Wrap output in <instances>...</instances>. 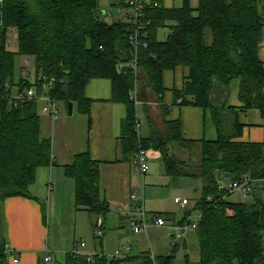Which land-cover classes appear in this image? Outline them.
Instances as JSON below:
<instances>
[{
  "label": "trees",
  "instance_id": "16d2710c",
  "mask_svg": "<svg viewBox=\"0 0 264 264\" xmlns=\"http://www.w3.org/2000/svg\"><path fill=\"white\" fill-rule=\"evenodd\" d=\"M2 1L0 214L6 199H34L31 187L38 170L52 164L51 140L41 136L44 105L38 100L16 103L11 96V88L17 86V57L31 58L36 82L20 80V95L35 87L40 97L73 104L88 115L91 101L85 97L87 85L94 79H109L113 102L127 106L122 128L125 151L134 157L140 150L159 151L169 177L203 180L195 208L202 215L196 230L198 264H264V143L239 141L243 128L237 122L228 136L222 110L212 99L217 84L227 87L239 80L242 110L258 111L264 118V64L259 57L264 42V0H199L197 9L184 0L181 9L160 7L145 15L150 37L148 49L139 54L140 81L161 103L165 72L188 69L182 90L174 92L175 105L209 109L218 131L216 141L199 144L183 139L180 121L166 122L165 133L141 136L138 108L130 97L136 87L135 75L128 66L121 74L116 72L119 62L129 64L133 57L127 38L129 27L121 19L112 23L102 19L99 0ZM128 2L117 0L113 5L126 9ZM163 29L170 33L159 41L158 32ZM10 31L17 34L16 52L7 49ZM49 84L52 88L45 92ZM179 149L189 153L188 159L176 155ZM65 172L76 184V206L96 217L106 216L109 209L99 195L100 164L85 153ZM243 178L262 184L254 187L249 200L228 201L230 195L219 189L218 181L239 182ZM70 260L68 264H93L81 257ZM94 264L121 262L97 260ZM155 264H172V258H159Z\"/></svg>",
  "mask_w": 264,
  "mask_h": 264
},
{
  "label": "crops",
  "instance_id": "0c3cea01",
  "mask_svg": "<svg viewBox=\"0 0 264 264\" xmlns=\"http://www.w3.org/2000/svg\"><path fill=\"white\" fill-rule=\"evenodd\" d=\"M116 2L114 0L113 4ZM189 4L192 9H197L199 0H189ZM160 6L166 10L181 9L184 0H163ZM115 11L118 12L116 21L121 19L120 12L124 10L115 7ZM110 18L113 19V14ZM14 34L17 39V34ZM259 57L264 64V42L259 47ZM188 74V69L184 67L165 72V94L161 103L139 79L136 90L140 101L137 108L142 105L153 127L151 131L145 129L140 133L143 138H150L153 132L165 133V124L168 121H180L183 139L186 141L199 144L202 141L214 142L218 139V131L209 109L175 105L174 92L182 90ZM20 80L29 81L23 71L20 79L14 81L17 86L11 88L12 98L19 95ZM48 89L51 88L48 86L45 92ZM238 93L239 80H234L227 87L217 84L214 89L213 104L222 110L225 133L232 135L233 124L237 122L243 128L239 141L264 143V118L258 111H243ZM38 97L43 106L42 96ZM85 97L91 101L88 115L80 113L74 106L70 116L68 105L63 101L56 102V121L41 115V136L51 140L52 164L38 170L36 182L31 187V196L34 199L13 197L4 201L0 214V264H52L54 259L59 264H68L73 257L72 251L80 247L79 239L91 232L94 235V250H86L85 246L81 255L76 257L86 259L91 251L96 255H106L105 243L116 244L112 253L114 255L124 247L131 249L121 261L114 260V256L110 259L97 257L93 264L97 260L116 261L121 264H155L157 259L168 257L172 258V264H198L199 243L196 230L189 229L181 235L174 227L188 224L192 216L199 213L195 208L201 198L203 180L169 177L161 165L162 154L156 150V157H150V165L160 168L165 182L159 183L158 176H150L151 171L143 176L135 167V157L125 151L122 128L128 111L124 104L113 102L111 80H92L85 89ZM167 106L170 109L165 111ZM154 117L161 121L160 131L154 125ZM85 153L89 154L92 161L100 164L99 195L109 209L103 217L91 215L86 209L76 206V184L65 172L67 167L75 163L78 155ZM175 153L179 154L180 159H188L190 156L182 149ZM142 176L145 197L148 198V203L144 200L145 221L149 227L146 232L135 234L130 227V221L138 217L136 210L141 203L138 200L133 201L131 197L134 193H140ZM228 183L230 182L227 181ZM161 187H168L173 200L164 202L156 197V192L151 193ZM174 193H181L183 197H174ZM193 196L196 198L192 199ZM240 197L242 201L232 202L246 201L243 196ZM176 198L189 200V206L183 208L177 205L174 202ZM231 198L232 196L229 200ZM158 219H164L166 226H156ZM100 224L103 236L97 239L94 233ZM6 248L17 253L18 263L13 261ZM48 256L51 261L46 262Z\"/></svg>",
  "mask_w": 264,
  "mask_h": 264
},
{
  "label": "built area",
  "instance_id": "2783aa9c",
  "mask_svg": "<svg viewBox=\"0 0 264 264\" xmlns=\"http://www.w3.org/2000/svg\"><path fill=\"white\" fill-rule=\"evenodd\" d=\"M2 2L3 1L0 0V4H2ZM160 7V3L157 0H129L127 8L120 12L124 17L123 22L128 24L129 27L127 38L133 51V57L128 62L129 64L124 63V61L119 62L116 65V72L121 74L124 68L127 66L133 70L136 78V87L135 90L130 94V97L136 105L139 104L136 90V88L138 89V82L140 79L139 54L141 51L148 49V39L150 37V23L146 21L145 15L149 9H157ZM119 16L121 15L119 14ZM49 88H52L50 84ZM13 100L17 103L33 102L39 99L37 97L36 88L32 87L26 93L22 95L19 94L18 96L14 97ZM41 100L44 102V106L41 108L40 112L41 115L49 118L52 121H56L58 119V110L56 104L57 101L51 99L49 96H42ZM139 128L140 126L138 125L137 129L139 130ZM150 157L151 153H149L147 150H140L135 156V167L143 176L148 174L150 171ZM257 183L259 182L250 180L248 178H243L239 182H230L228 184L225 180H219L218 187L220 190L225 191L229 195H232L235 192H240L242 196L247 199L252 194ZM131 199L136 201V194H133ZM174 202L183 208L189 206V200L187 199L176 198ZM136 211L138 217L130 221V227L135 234H140L141 232H146L149 226L145 221L144 206L140 204ZM201 216V213H196L192 216L191 221L188 224L175 226L174 229L177 230L181 235L189 229L197 230ZM155 225L163 227L166 226V222L164 219H158ZM94 234L97 239L102 238L103 233L101 231V224ZM85 246L86 244L84 242L80 245L81 248H84ZM130 251L131 249L129 247H124L122 251H117L115 253L113 259L116 261H121L126 258V255ZM7 252L12 256V259L15 263L19 262V257L15 251L7 249ZM80 255L81 253H72V256L74 257ZM97 257L105 258L103 255H86V259L89 263H92ZM45 261H51V257L48 256Z\"/></svg>",
  "mask_w": 264,
  "mask_h": 264
},
{
  "label": "rangeland",
  "instance_id": "374dc122",
  "mask_svg": "<svg viewBox=\"0 0 264 264\" xmlns=\"http://www.w3.org/2000/svg\"><path fill=\"white\" fill-rule=\"evenodd\" d=\"M113 1L114 0H99L98 13L103 15L104 17L102 16V19H104L108 23L114 22L115 19L117 18L116 15L118 14V12L115 11V6H113ZM123 10H125V9H123ZM112 14H113V19L110 18V15H112ZM123 18L124 17L122 15L121 19H123ZM169 33H170L169 29L160 30L158 32L159 41H164L166 39V37L169 35ZM7 43H8L7 47H8V49L10 51L16 52L18 50V42H17L16 36L14 34V31H10L9 32V34L7 36ZM22 71L25 72V74L28 76L29 81L32 84H34L36 82L35 69H34V65H33V60L31 58L17 57L16 65H15V79H20ZM29 74H30V76H29ZM143 105H145V103ZM137 116H138V119H139L138 125L140 126V128H139L140 133L142 131L144 132L145 129H148V131H151L152 130L151 128H153L152 125H151V121H150L149 117L146 115L145 110L143 109L142 105H140L138 107ZM153 121H154L155 127H157V130L160 131L162 129V127H161L162 125H161L160 119L154 117ZM176 155L178 157H180L179 154H176ZM151 156L152 157H154V156L156 157V152L154 150L151 151ZM161 165L163 166V168H165L164 164L161 163ZM150 169H151L150 170L151 172L149 173L150 176H158L159 177V183H164L165 182L162 179V177H161V171H160V168L158 166L150 165ZM144 188H145V186H144L143 176H142V184L140 185V190H139L140 193L139 194L138 193H134V194H136L137 200L140 201L141 205L144 206V209L146 211L144 200H146L147 203H148V198L145 197V189ZM149 188H150V186H149ZM155 192H156V197H158V199L164 200V202H168L169 199L173 200L172 193L168 189V187H161V188L158 189V191H154V190L151 191L152 194H155ZM175 196H178L180 198L183 197L181 195V193H177V194L174 193V197ZM231 196H232V198L229 200V198ZM240 196H242V194L240 192H235L234 194L230 195L227 199L230 202H232V201L233 202H240V201L243 200L242 197H240ZM191 198L195 199L196 196H193ZM247 200H249V199H246V201ZM83 242L86 244V247H87L86 250H94V235H93L92 232H91V234L90 233L85 234L84 237L79 239V246ZM115 247H116V244L113 243V242L109 243L108 245H107V243H105V253H106V255L105 254H97V255H103L105 258L110 259L111 257L114 256V254H112V253H114ZM122 249H121V251H122ZM82 251H83V249L81 247H77L75 250L72 251V253L76 252V253L79 254ZM117 251H119V250H117ZM89 255H96V254H95L94 251H91V252H89ZM52 264H59V263L56 261V259H54ZM62 264H65V262H63Z\"/></svg>",
  "mask_w": 264,
  "mask_h": 264
},
{
  "label": "water",
  "instance_id": "95a60500",
  "mask_svg": "<svg viewBox=\"0 0 264 264\" xmlns=\"http://www.w3.org/2000/svg\"><path fill=\"white\" fill-rule=\"evenodd\" d=\"M73 109H74V105L73 104H68V113L70 116H72L73 114ZM227 178L229 179L230 177L227 176Z\"/></svg>",
  "mask_w": 264,
  "mask_h": 264
},
{
  "label": "bare ground",
  "instance_id": "6f19581e",
  "mask_svg": "<svg viewBox=\"0 0 264 264\" xmlns=\"http://www.w3.org/2000/svg\"><path fill=\"white\" fill-rule=\"evenodd\" d=\"M135 75V74H134ZM139 77H140V75H139ZM28 90H26V92H27ZM37 92V91H36ZM37 97H38V95H37ZM38 99H39V97H38ZM136 105V104H135ZM137 106V105H136Z\"/></svg>",
  "mask_w": 264,
  "mask_h": 264
}]
</instances>
